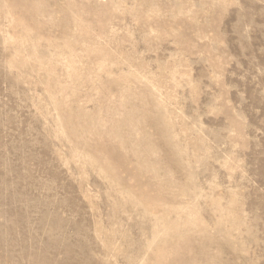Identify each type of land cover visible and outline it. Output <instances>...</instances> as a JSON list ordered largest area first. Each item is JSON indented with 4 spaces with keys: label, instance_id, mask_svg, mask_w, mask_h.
<instances>
[{
    "label": "rangeland",
    "instance_id": "1",
    "mask_svg": "<svg viewBox=\"0 0 264 264\" xmlns=\"http://www.w3.org/2000/svg\"><path fill=\"white\" fill-rule=\"evenodd\" d=\"M0 264H264V0H0Z\"/></svg>",
    "mask_w": 264,
    "mask_h": 264
}]
</instances>
